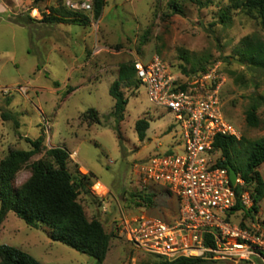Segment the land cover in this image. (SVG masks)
Segmentation results:
<instances>
[{
	"label": "rangeland",
	"instance_id": "374dc122",
	"mask_svg": "<svg viewBox=\"0 0 264 264\" xmlns=\"http://www.w3.org/2000/svg\"><path fill=\"white\" fill-rule=\"evenodd\" d=\"M66 1L0 0V160L11 149H33L30 141L43 138L39 153L16 175L18 188L30 178L32 163L46 159L52 148L65 149L71 154L68 169L73 176H91L79 197L87 216L98 215L113 235L103 264L151 263L155 258L133 248L116 225L122 213H145L166 222L178 216L177 196L164 184L144 188L136 166L155 155L183 154L184 144L175 115L156 106L135 80L122 83L129 98L123 121L110 116L115 100L109 89L118 80L119 68L158 56L177 73H182L181 66L189 70L200 63L222 69L223 114L242 137L254 141L264 137V71L246 62L229 64L225 58L240 60L242 40L264 33L231 0H203L208 3L203 8L180 2L183 14L172 13L171 0H106L98 19L92 10L79 11L89 18L88 25L42 22L51 9L67 8ZM225 15L228 20L223 22ZM256 100L262 103L260 125L252 128L245 111ZM91 109L98 111L99 123L83 118ZM3 112L11 117L4 119ZM140 119L150 123L144 141L135 128ZM259 171L264 179V163ZM98 182L107 189L96 187ZM140 195L152 196L153 204L146 205ZM257 216L264 220V198ZM51 231L44 223L30 227L10 211L0 227V243L42 264H96L94 258L52 240Z\"/></svg>",
	"mask_w": 264,
	"mask_h": 264
},
{
	"label": "built area",
	"instance_id": "2783aa9c",
	"mask_svg": "<svg viewBox=\"0 0 264 264\" xmlns=\"http://www.w3.org/2000/svg\"><path fill=\"white\" fill-rule=\"evenodd\" d=\"M66 6L91 11L92 0H67ZM135 69L152 102L175 115L184 144L183 154L155 155L136 169L144 188L164 184L177 196L180 208L171 222L145 213H122L117 232L133 248L168 261L189 258L210 264H264V220L253 212L247 228L236 222L242 213L235 210L237 202L245 210L254 202L247 190L237 194L245 182L239 173L232 182L228 166H223L222 151L214 147L217 136L242 137L223 114L225 76L218 67L194 75L177 73L158 56L147 63L136 61Z\"/></svg>",
	"mask_w": 264,
	"mask_h": 264
},
{
	"label": "trees",
	"instance_id": "16d2710c",
	"mask_svg": "<svg viewBox=\"0 0 264 264\" xmlns=\"http://www.w3.org/2000/svg\"><path fill=\"white\" fill-rule=\"evenodd\" d=\"M231 1L234 8L245 12L258 21L264 33V0ZM180 2H190L200 8L208 5L203 0H171L169 6L173 14H183ZM105 6L106 0H92L94 19L101 17ZM67 8L51 9L52 12L49 15L44 14L42 22L89 24L87 16ZM224 18L223 22L228 20L227 15ZM24 22V20L20 21V23ZM238 56L242 62L264 71V35L262 37L256 35L245 37L242 40V47L238 51ZM187 62L190 61L187 59ZM225 62L231 64V58L226 57ZM181 68L180 71L183 74L192 75L206 72L211 67L200 63L195 64L189 70L186 67L181 66ZM220 72L225 73L222 69ZM136 77L135 62L122 64L119 68L118 80L109 89V94L115 100L110 116L114 117L118 123L123 121L129 103V98L122 90V83L135 80L137 86H140L141 83L136 80ZM261 104V101L256 100L246 109L245 121L249 127H259L258 112ZM2 117L8 119L11 115L3 112ZM83 118L89 123L100 122L99 113L94 109L87 111ZM149 127L150 123L146 119H140L136 122L135 128L141 141L145 140ZM42 142L43 138L30 141L33 146V149L30 150L11 149L6 157L0 160V227L6 220L8 213L12 211L30 227H37L39 223L51 226L50 238L52 240L59 241L94 258L96 264H103L110 250L113 235L107 232L98 215L89 218L84 206L79 201L81 190L85 187L84 182L88 181L91 184V176L82 175L79 179L73 176L68 169L72 162L69 152L60 147L50 149L46 159L31 164L30 178L20 187L15 188L16 175L30 162L34 155L39 153ZM214 147L221 150L225 157L223 166L233 167L245 182L244 188L237 190V194L240 195L247 190L253 199L254 205L249 210L244 209L240 200L235 207L237 212L242 211V220L236 222L243 228H247L246 222L254 219L253 212H258L259 204L264 198V179L259 171L264 163V137L249 141L244 137L237 140L234 137L217 136ZM140 198L146 205L153 204L152 196L140 195ZM154 258L153 262L145 264H210L199 259L179 258L168 261ZM0 264L42 263L15 246L0 243Z\"/></svg>",
	"mask_w": 264,
	"mask_h": 264
},
{
	"label": "water",
	"instance_id": "95a60500",
	"mask_svg": "<svg viewBox=\"0 0 264 264\" xmlns=\"http://www.w3.org/2000/svg\"><path fill=\"white\" fill-rule=\"evenodd\" d=\"M231 60L233 62L239 64V65H243V62H241L240 60H237V59H234V58H232ZM228 168H229L231 180H232L233 183H235L236 178H237V171L233 167H231V166H229Z\"/></svg>",
	"mask_w": 264,
	"mask_h": 264
},
{
	"label": "clouds",
	"instance_id": "9594fccd",
	"mask_svg": "<svg viewBox=\"0 0 264 264\" xmlns=\"http://www.w3.org/2000/svg\"><path fill=\"white\" fill-rule=\"evenodd\" d=\"M229 167V166H228ZM99 183V182H98ZM101 184V183H100ZM102 185V184H101ZM103 186V185H102ZM104 187V186H103ZM106 188V187H105ZM107 189V188H106ZM258 213V212H257Z\"/></svg>",
	"mask_w": 264,
	"mask_h": 264
},
{
	"label": "bare ground",
	"instance_id": "6f19581e",
	"mask_svg": "<svg viewBox=\"0 0 264 264\" xmlns=\"http://www.w3.org/2000/svg\"><path fill=\"white\" fill-rule=\"evenodd\" d=\"M100 187H102V186H100ZM104 188V187H103Z\"/></svg>",
	"mask_w": 264,
	"mask_h": 264
}]
</instances>
